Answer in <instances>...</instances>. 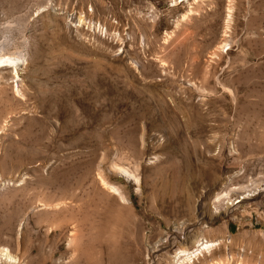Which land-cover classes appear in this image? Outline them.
Masks as SVG:
<instances>
[{
    "label": "rangeland",
    "instance_id": "1",
    "mask_svg": "<svg viewBox=\"0 0 264 264\" xmlns=\"http://www.w3.org/2000/svg\"><path fill=\"white\" fill-rule=\"evenodd\" d=\"M0 49V264H264V0H0Z\"/></svg>",
    "mask_w": 264,
    "mask_h": 264
},
{
    "label": "bare ground",
    "instance_id": "2",
    "mask_svg": "<svg viewBox=\"0 0 264 264\" xmlns=\"http://www.w3.org/2000/svg\"><path fill=\"white\" fill-rule=\"evenodd\" d=\"M19 61H23V58L21 56L13 55V54H6L4 52V50L0 49V65L7 64V65L11 66L13 68V72L15 75H16V65L19 63ZM97 68L99 69V67H97ZM97 70L92 72V73H87L85 75V77L88 79V84H89L88 88L85 89V92H84L85 99L90 98V99H95L97 101H100V102H103L106 104L108 103V105H110V109H112V110H117L118 106H121L122 104H124L123 103L124 101L130 102L131 100H138L140 102V104L144 107L145 110L150 109V105H149L150 100L139 99V98H141V97H139L140 93L138 91H136V89L134 90L132 88H130V89L126 88L125 90H119V88L115 85H112V84L111 85H104V82H102V80L109 79L110 77H117V78L122 77V75L118 71H114V70L97 71ZM154 97H156V96H154ZM150 98H153V97H150ZM155 101L158 102L159 104H163L162 103L163 100H160L159 98H155ZM164 105H167V104H164ZM159 111H161V110H159ZM159 114L160 113H158L157 115H159ZM119 170L127 178L132 175V173L128 169L121 168ZM208 177H209L210 182L214 181L215 173L213 170L209 173ZM231 178H232V175L227 177V184L228 185H229V181L231 180ZM102 182H103V180H102ZM261 191H262V189H261L260 185H258L257 183L256 184L252 183L250 185L241 186L240 187V194L235 198H231L229 196L230 188L225 192H223L221 190L220 192L216 193L215 200L219 201L221 199L224 200V198H225L227 203H229L230 205H235V204H237L236 202H238L240 200L242 201V199H244V198H248V196L250 194L255 193V192L261 193ZM215 244H216L215 242H211L208 240L201 241L197 244V247L194 250H192V251H181V253L185 256L184 258L188 259L192 255H194L195 252H198V250H203V249L207 250V249H209V247H211ZM177 264H179V263H177Z\"/></svg>",
    "mask_w": 264,
    "mask_h": 264
}]
</instances>
